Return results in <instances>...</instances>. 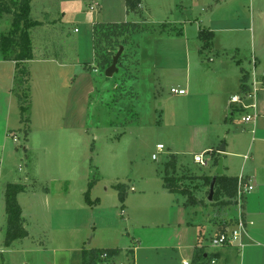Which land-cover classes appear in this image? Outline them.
I'll use <instances>...</instances> for the list:
<instances>
[{"label":"rangeland","instance_id":"rangeland-1","mask_svg":"<svg viewBox=\"0 0 264 264\" xmlns=\"http://www.w3.org/2000/svg\"><path fill=\"white\" fill-rule=\"evenodd\" d=\"M25 16L42 22L29 31L28 97L22 89L20 99L12 89L11 65L6 68L0 52V264H82V250L105 247L121 249L105 264L192 263L190 238L201 229L210 249L212 230L190 225L175 241L178 213L169 205L184 198L164 189V163L179 151L172 174L193 179L187 182L198 189L201 179H194L214 174L216 166L210 153L209 166L195 163L193 153L220 148L228 128V142H239L236 150L249 154L252 140L264 132L263 85L246 100L256 108L220 107L236 92L241 75L262 80L264 0H143L136 12L127 11L125 0H33ZM12 22V14L0 16V35ZM101 22L139 25L135 31L126 25L123 36L104 30L102 48L110 50L114 39L125 41L115 48L113 56L121 47L125 55L111 77L92 48L93 26ZM206 31L210 40L201 35ZM24 99L29 121L21 124ZM247 114L256 117L245 123ZM158 143L165 149L153 160ZM220 156L231 159V174L239 175L244 158L225 151ZM9 183L25 186L17 200L29 236L6 246ZM118 183L126 185L124 202L114 188ZM208 207L198 210L213 212ZM229 210L238 212L236 206ZM249 250L239 247L234 264H255L248 262Z\"/></svg>","mask_w":264,"mask_h":264},{"label":"trees","instance_id":"trees-1","mask_svg":"<svg viewBox=\"0 0 264 264\" xmlns=\"http://www.w3.org/2000/svg\"><path fill=\"white\" fill-rule=\"evenodd\" d=\"M33 0H10L6 2L0 0V16L3 13L12 14L13 22L12 28L7 33H2L0 35V51L2 54V59L4 60H15V74L14 81L15 87L13 90H17L18 97L20 91H24L23 94L28 97V82L30 80V71L26 65V61L33 58L32 50V39L30 37L29 31L30 28L42 24L41 21H29L25 15H29L31 2ZM143 0H125L127 11L136 12L141 5ZM20 11V12H19ZM133 28V31L139 29V25L135 22H121V23H96L93 26V38H92V48L95 52V55L98 56V64L100 67L105 70L112 63V56L114 54L116 46L122 45L125 41L114 39L109 44L110 50L102 48V37L106 33L108 36L112 34V37L117 35H122L124 29H127L128 26ZM122 30L119 31V28ZM104 30L105 31L104 33ZM129 31V30H127ZM207 37H212L211 31L201 32V35L205 34ZM111 36V35H110ZM125 55V54H121ZM123 56L118 59L117 65L120 64ZM119 69V67H118ZM243 70V69H242ZM120 72L117 71V73ZM244 72V71H243ZM247 80L248 75L245 73L241 78L242 82V91H247ZM25 85V87H24ZM18 88V89H16ZM22 95V94H20ZM20 98V97H19ZM21 99V98H20ZM28 100L24 99L20 101V111H21V122L26 124L29 121V118L24 117L23 113L28 107ZM25 139L28 136V129L25 127L22 129ZM14 131L11 132V134ZM15 134V132H14ZM13 134V136H14ZM220 155V154H219ZM219 157L215 159V164L218 163ZM164 174L162 176L164 187L171 193L180 194L186 199L183 205H201L204 204V200L198 199L192 191L182 183L183 177L175 176L172 173L176 171L177 168V156L169 155V160L164 163ZM247 178L245 177L244 180ZM205 183L211 185L214 184V195L212 202H217L220 206H232L236 204L235 197L238 192V176H227L225 174L216 175V176H204ZM91 186V184H90ZM118 191V197L121 202H124L126 197V185L123 183H118L114 186ZM25 187L19 183H9L5 190V237L4 243L6 246H10L15 240L22 239L28 236L29 232L25 226V218L22 216V209L18 203L17 195L24 191ZM210 191V189H209ZM208 191V196H209ZM86 201L91 203L89 197V191L85 193ZM121 252V249L118 247H105V248H91L88 250H82L83 261L82 264H105L109 259L116 257ZM133 255V251H128ZM200 262L203 256H199Z\"/></svg>","mask_w":264,"mask_h":264},{"label":"crops","instance_id":"crops-1","mask_svg":"<svg viewBox=\"0 0 264 264\" xmlns=\"http://www.w3.org/2000/svg\"><path fill=\"white\" fill-rule=\"evenodd\" d=\"M1 59H2V54H1ZM2 61L7 63L6 68H9V64L11 65L10 66L11 72H13L11 74L13 75L12 79L14 81L16 61L15 60H4V59H2ZM28 62H29V60H27L25 62L27 66H28ZM60 65L70 68V65H67L66 63L61 62ZM7 75H8V69H7ZM30 78H31V73H30ZM241 78H242V75L239 77L240 83L237 86L238 88L236 89V92L231 94L230 97H226L225 101H223V102L221 101V103H220L221 109L224 108L227 111L231 105V103H230L231 97L242 91V89H241L242 88ZM248 81H249V83H248ZM251 83H252V79H251V77H248L247 86L251 87V85H250ZM247 100H250V99H247ZM210 101H211V99H210ZM245 103L248 104L249 102H246V100H245ZM235 108L241 109L242 107L236 105ZM20 123L22 124L21 121H20ZM228 130L229 129L227 128V130H226L227 133L224 134V137L227 139V142L223 143L225 145V152L231 157H241L242 156L244 158V162L238 171L239 175H243L244 177L247 178L246 181H249L253 184V189L251 190V192H249L246 195V197L244 199L243 206H242V212H243L244 218L246 220V230L242 235V239L244 238L243 243H244L245 247L247 245L251 247V250L248 251L249 255H250L248 262H250V259H251V261L255 264H264V132L259 133L258 137L254 138V140H252L251 147H249V154L241 155L242 153H240L239 151L236 150L237 148L240 147L239 146L240 143L238 142L236 144V142L234 140H231V143L228 142L229 139H232V138H230L231 135H230V132H228ZM205 150H212L211 155L209 156L212 161L215 162V159L217 157H219L220 148L206 147L203 149L202 153ZM188 152H192V151H188ZM178 153H180V152L177 150L176 151L173 150L170 152L169 155L177 156L176 154H178ZM183 153H185V152H183ZM195 154H200V152L199 153L198 152L193 153V160H194ZM220 158H222V157L220 156L219 159ZM177 159H179L178 156H177ZM222 160H223V170H224L223 174H225L227 176H234V177L239 176V175L231 174V172H232L231 171V167H232V165H231L232 160L231 159H228L226 161V159H224V157H223ZM209 163H210V161H209ZM197 164H199V163H197ZM217 164H215L216 167H217ZM207 166H209V164ZM216 167H215V171H216ZM204 176H212L213 177L216 175H215V172H214V174H211V175H209V174L199 175L196 179H194V181L196 180V183L198 182L197 181L198 179H201L200 187L198 189L194 188L192 186H189L187 181L190 180V178L184 176L185 178L183 177L184 179H182V182L184 181L185 186H187L198 199L204 200L203 201L204 204L191 205V206L185 207L183 205V203H184L186 198L181 195L184 198V200L181 203L171 202L169 205L170 207L173 206L174 207L173 211L178 213L177 219H176L175 223H173V224H175V226H177L176 231H172V233L175 234V237H176L175 241L176 240L179 241V239L184 234H186V235L188 234V229L191 227L190 225H192V226L197 225L200 227L209 228L210 230H212V233H211L212 236H214L218 232L222 231L225 227L234 225L236 222V218L238 217L239 210L237 213H232L231 210H229V208L231 206H224L223 207V206H220V204H217V202H212V201L208 200V197H207V200H205V198L202 197V192L205 191V188L207 187V190H206L207 195H208V191L210 189V186L205 183ZM191 180L193 181V179H191ZM163 187H164V185H163ZM131 189L133 190L134 187L132 186ZM164 189L166 191H168L165 187H164ZM24 191H25V189H24ZM24 191H22V192H24ZM196 191H199L200 194L197 195ZM169 193H171V192H169ZM171 194H175V193H171ZM178 195H180V194H178ZM209 204L212 205L211 208L213 209V212L210 210L209 212L207 211L206 214H204L203 210H198V208L200 209V208H202V206H205L206 208H204V209L207 210L209 208L208 207ZM192 206H194V207H192ZM232 206H235V205H232ZM192 208H194V209L192 210ZM215 209H217V210H215ZM0 210H1V205H0ZM121 212L124 214L125 213L124 209H122ZM196 212H197V215H196ZM199 212H200V215H198ZM191 213H194V214H191ZM197 216H199V217H197ZM28 236H29V234H28ZM254 237L262 240L263 244L256 241L257 243H256V245H254ZM190 240H194V242H195L194 245L192 243L188 245L191 247L193 246L194 251H195L194 252L195 253L194 254L195 255L194 260L190 264H197L198 262H200V259H199L200 255L203 256V259L201 260V262L205 263V264H234L236 261L234 254L236 252H238L239 247L226 245V246H222L219 248H217V247L215 248L211 245V248L208 249L207 245L203 241L204 237H203V232L201 229L199 230L198 234H196V238L194 239V237L192 236L190 238ZM245 240L250 241V243L245 242ZM178 244H180V242H178ZM181 246L182 245L180 244L179 247H181ZM258 246H259V248H254V247H258ZM135 248H139V247H135ZM129 250H132L133 254L135 253L134 248L129 249Z\"/></svg>","mask_w":264,"mask_h":264},{"label":"built area","instance_id":"built-area-1","mask_svg":"<svg viewBox=\"0 0 264 264\" xmlns=\"http://www.w3.org/2000/svg\"><path fill=\"white\" fill-rule=\"evenodd\" d=\"M92 8V6H91ZM254 63V61H253ZM262 80L258 81L254 77L252 78V83L250 84L251 87H248L247 91H241L238 94H235L231 97L230 103L236 104L238 106H241L244 109H250V108H256V104L254 101L250 103H245V100L247 99H254L255 94L257 90L259 89L258 85L261 84L264 86V71L261 74ZM171 92L176 94H185L186 90L182 88H171ZM254 117H256V114H247L242 117V120L246 122H250L254 120ZM165 146L162 143H158L156 146V152L152 154V159L157 160L158 159V153L164 152ZM212 150H206L203 153L195 154L194 155V161L196 163H199L202 166H207L209 164V161H206L205 153L211 154ZM245 177L243 175L238 176L239 184H238V192L235 197L236 204L235 206L239 210L238 217L236 218V222L234 225L225 227L222 231L218 232L211 238V245L213 247H222V246H237V247H244L242 235L246 230V220L244 218L243 212H242V206L244 203V199L246 195L251 192L253 189V184L249 181L244 180ZM183 264H190L188 261H184Z\"/></svg>","mask_w":264,"mask_h":264},{"label":"water","instance_id":"water-1","mask_svg":"<svg viewBox=\"0 0 264 264\" xmlns=\"http://www.w3.org/2000/svg\"><path fill=\"white\" fill-rule=\"evenodd\" d=\"M121 53H122V47L113 56L111 65H109L105 69L104 74H105L106 77H111L116 72V70H117V61H118V58L121 55ZM223 151H225V145L224 144H222L220 146V152H223ZM223 172H224V170H223V160H222V158H220L219 161H218L217 167H216L215 175H222ZM213 195H214V184L212 182V184L210 185V191H209L208 200L212 201Z\"/></svg>","mask_w":264,"mask_h":264}]
</instances>
